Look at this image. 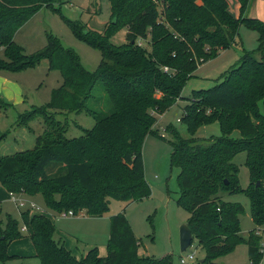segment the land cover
I'll use <instances>...</instances> for the list:
<instances>
[{
	"label": "trees",
	"instance_id": "obj_1",
	"mask_svg": "<svg viewBox=\"0 0 264 264\" xmlns=\"http://www.w3.org/2000/svg\"><path fill=\"white\" fill-rule=\"evenodd\" d=\"M108 2L109 21L101 32L66 20L80 41L101 54L98 68L90 73L51 35L47 45L31 55L14 42L16 32L40 9L58 12L64 0H0V71L22 72L47 60L49 69L62 78L49 103L18 115V127L39 119L45 128L31 150L0 156V186L14 196L41 195L51 211H86L93 218L108 210V198H149L142 143L147 134L156 135L155 115L175 105L198 66L227 49L238 38L239 28L246 26L257 32L256 52L262 56L244 51L220 82L192 92L180 119L189 139L167 127L173 139L172 166L179 169L176 203L189 214L186 225L206 253L200 264H218L216 258L243 242L238 220L243 208L224 202L223 195L244 193L254 226L264 224V23L246 17L250 0H238L237 18L226 0ZM121 29L126 30L125 42L116 46L111 38ZM97 82L111 104L107 115L97 116L89 107ZM2 106L7 105L0 100ZM83 113L94 117V126L68 138V127L58 117ZM214 123L220 136L194 138L197 130ZM5 137L0 132V142ZM239 152L246 154L250 178L245 191L239 188L232 162ZM21 216L40 264H172L171 256L139 255L138 240L123 213L110 218L107 255L101 257L94 248L79 258L55 240L49 217L29 212ZM254 232L247 240L248 254L251 264H259L260 239ZM21 237L15 219L7 215L5 222L0 220V264L15 258L7 249Z\"/></svg>",
	"mask_w": 264,
	"mask_h": 264
},
{
	"label": "rangeland",
	"instance_id": "obj_2",
	"mask_svg": "<svg viewBox=\"0 0 264 264\" xmlns=\"http://www.w3.org/2000/svg\"><path fill=\"white\" fill-rule=\"evenodd\" d=\"M60 10L54 12L51 8H42L30 20L24 24L15 34L14 42L20 46L26 55H31L42 50L47 45V36L51 35L60 44L71 50L79 58L82 67L92 73L101 62V54L98 49L80 41L68 27L66 20L79 21L88 29L101 32L109 21L110 6L108 0H64ZM250 7V9H248ZM246 10V17L258 19L264 23V0H250ZM231 11L233 9L231 8ZM239 36L227 49L222 50L212 60L198 66L194 76L187 81L182 92L181 99L162 115H155L156 123L153 130L156 135L147 134L142 143V158L144 164V177L150 188L149 198L138 202H124L116 198H108V210L97 218H89L86 211L77 212L76 216L62 218L59 213L47 209L41 195L29 197L24 195L17 200L23 201L25 206L19 208L15 202L0 206V219L4 220L7 215L15 219L19 226L22 223V213H40L54 221L56 241L61 240L60 234L64 233L69 239L77 244L79 255L86 251L88 244L93 245L101 256L107 255V243L110 233V218L123 213L127 218L134 236L138 240V253L143 257L162 259L171 256L172 264H180L181 258L193 255L194 260L202 262L206 259V253L196 240L184 252L180 251V228L187 224L189 214L177 205L180 189L177 184L179 169L172 166L173 141L167 127H174L184 139H189L184 124L180 122L183 108L191 98L192 92L213 87L230 69L237 66L244 51L261 57L258 52V34L255 30L246 26L239 28ZM126 30L121 29L112 38L111 42L122 45L125 42ZM144 45V44H143ZM0 57L3 54L0 50ZM19 76L26 77L32 86V92L28 94V104L25 110L9 108L6 112L10 123L17 120V116L32 107H41L51 101L52 93L62 84V78L57 70L48 69V61L43 60L32 69L25 70ZM30 104V105H29ZM89 107L96 110V115H107L111 112V104L104 93L102 84L97 82L93 89V98L89 101ZM4 109V110H3ZM68 127L67 137H79L82 130H90L94 124V117L83 114H70L66 117H58ZM7 120V121H8ZM6 121L7 124H10ZM36 119L28 124L31 129L39 123ZM41 125L42 122L40 121ZM11 125V124H10ZM2 130H6L2 128ZM6 132V131H5ZM11 130L7 135V142L17 144L18 139L13 140ZM234 135L238 137V133ZM211 136H220L218 124L214 123L200 128L194 135L196 139H207ZM17 138V137H16ZM6 142V143H7ZM17 147V145H16ZM19 147L17 151H21ZM246 154L237 153L232 162L237 167L238 185L241 190H247L250 186L249 172L245 165ZM224 202L241 205L243 213L238 217L240 235L243 240L230 253L214 260L218 264H251L248 254L247 240L249 234L259 237L260 250L264 244V224L256 228L252 222L250 200L244 193L223 195ZM30 204L36 208L30 209ZM88 217V218H87ZM262 233V235L260 234ZM66 237V239H67ZM64 242V239L62 240ZM261 253V252H260ZM257 261L264 264V254ZM11 259L5 264H40L38 259L25 257ZM203 264V263H201Z\"/></svg>",
	"mask_w": 264,
	"mask_h": 264
},
{
	"label": "crops",
	"instance_id": "obj_3",
	"mask_svg": "<svg viewBox=\"0 0 264 264\" xmlns=\"http://www.w3.org/2000/svg\"><path fill=\"white\" fill-rule=\"evenodd\" d=\"M226 1L229 6V12L235 18H237L239 16V8H240L238 0H226ZM231 8L233 9V11H231ZM248 9H250V7ZM48 69H49V64H48ZM22 72L12 73V72H7V71H0V100L4 103V105H7L5 106V111H7L9 108L16 109V110L19 109L20 111H23L25 110L24 107L28 105L26 104L28 103L27 96L29 93L32 92V86L26 77L19 76ZM7 120L8 119H7L6 112L4 113L0 109V132L6 133L5 139L0 142V156H9L17 152L31 150L34 147L36 137L42 134L45 128L43 124L41 125L40 121L35 126L34 129H31L29 126L18 127L16 125V121L13 124V123H10L11 121L9 122V120L8 121ZM6 121L10 123L11 125L7 124ZM2 128L6 130H2ZM11 130H15V132L12 134L14 136L12 138V142L15 139L19 140V142L16 144L17 147L15 144H12L11 142L6 141L7 135L10 134ZM19 147L22 149L21 151H17ZM21 196L25 197L24 195H18L15 197L17 199L18 197H21ZM11 202H13V200L11 199V194L8 193L4 188L0 186V206L1 205L7 206V204ZM15 204H17V202H15ZM19 208H23V207H19ZM34 214H40V213H34ZM34 214L32 213L30 215H34ZM0 220L4 222V220L2 219ZM51 221L52 223H54L52 219ZM23 225L24 224L21 223L20 227H22ZM21 234H22V237L20 239L11 242V244L8 246L7 254L10 257H15L13 259L23 260L22 258H25V257L37 259L35 257L34 246L29 237L30 232L28 231L27 234H23V233ZM60 235H61L60 236L61 240L59 241L62 242L65 248L77 258L84 256L88 251L95 248L93 246L95 244H88V246H86L87 247L86 251L83 254L79 255V253L77 252L78 251L77 244H75L72 241V239H69L64 233H61ZM63 239H64V242L62 241ZM105 256H101V257H105Z\"/></svg>",
	"mask_w": 264,
	"mask_h": 264
},
{
	"label": "built area",
	"instance_id": "obj_4",
	"mask_svg": "<svg viewBox=\"0 0 264 264\" xmlns=\"http://www.w3.org/2000/svg\"><path fill=\"white\" fill-rule=\"evenodd\" d=\"M11 199L14 201V202H17V205L19 207H24L25 204L22 202V201H19L16 199V197L14 195L11 194ZM30 209H34L36 208L34 204H30ZM59 216L62 217V218H69V217H74L76 216V214L69 210V211H63L61 213H59ZM28 228L27 226L23 225L22 227H20V232L23 233V234H27L28 233ZM262 235V233H260ZM261 254L263 253L264 254V244H262V247H261V250H260ZM180 264H196V261L194 260V257L193 255H189L187 256L186 258H181L180 259Z\"/></svg>",
	"mask_w": 264,
	"mask_h": 264
},
{
	"label": "water",
	"instance_id": "obj_5",
	"mask_svg": "<svg viewBox=\"0 0 264 264\" xmlns=\"http://www.w3.org/2000/svg\"><path fill=\"white\" fill-rule=\"evenodd\" d=\"M256 185L259 186L260 184L257 183ZM179 238H180V251L184 252L191 246V243L193 241L192 232L187 225L182 226L180 228Z\"/></svg>",
	"mask_w": 264,
	"mask_h": 264
}]
</instances>
